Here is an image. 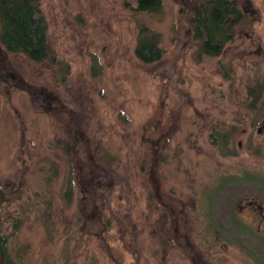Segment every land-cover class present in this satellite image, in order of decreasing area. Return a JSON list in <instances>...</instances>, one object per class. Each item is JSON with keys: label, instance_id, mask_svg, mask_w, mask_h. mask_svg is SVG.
<instances>
[{"label": "rangeland", "instance_id": "obj_1", "mask_svg": "<svg viewBox=\"0 0 264 264\" xmlns=\"http://www.w3.org/2000/svg\"><path fill=\"white\" fill-rule=\"evenodd\" d=\"M187 1L40 0L53 61L0 48V264H264V0H236L217 57L183 31ZM142 29L160 63L136 58ZM99 167L114 180L91 196ZM108 218L132 254L101 245Z\"/></svg>", "mask_w": 264, "mask_h": 264}, {"label": "trees", "instance_id": "obj_2", "mask_svg": "<svg viewBox=\"0 0 264 264\" xmlns=\"http://www.w3.org/2000/svg\"><path fill=\"white\" fill-rule=\"evenodd\" d=\"M188 1L190 8L187 16H185V28L183 31H190L192 38L198 44L197 51L201 57H217L221 55L225 42H231L233 39L234 27L239 25L242 20L238 1ZM132 3L135 4V11L139 13H159L163 6V0H128L126 5L130 6ZM180 11H183V9ZM146 33L147 30L142 29L138 36L137 46L134 51L135 56L140 62L145 64L160 63L164 57V52L159 48V39L154 34L148 37ZM0 48L5 55L22 56L37 64L47 60L53 61L52 50L47 38V27L40 12V0H0ZM168 73L170 71L167 72V75ZM2 80L3 78L0 76V83H2ZM37 103H39V100H37ZM249 109L253 110L254 108ZM70 134L72 139H76L74 133ZM164 135L165 130L158 126H148L146 130V140L144 142L147 148L152 153H155L151 168L153 172L157 170L160 160H162L160 158L161 154L158 152L161 146L158 143L160 140L163 143L165 142ZM92 140H94V137ZM100 150V147H98L95 152L99 153L98 151ZM110 162L111 160L107 158L106 160L99 158V163H107L106 165H108ZM90 172L89 180H85L83 184L90 181L96 184L95 187L91 188L93 191H90L91 196L96 192H104L108 184H112L114 180L101 167L92 169ZM85 188L89 189L86 186ZM147 198L148 201L153 198L148 188ZM81 207L86 214L87 207H84V205ZM177 210L179 211V209ZM13 223L17 225L15 220ZM97 224L98 229L94 233L102 236L101 245L104 248L115 244L117 246L116 250L120 252L121 256L123 255L121 250L133 253L130 245L132 229L128 223L119 219L112 220L108 218L102 222L98 220ZM182 245L183 243L181 242L180 246Z\"/></svg>", "mask_w": 264, "mask_h": 264}]
</instances>
